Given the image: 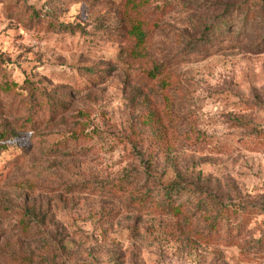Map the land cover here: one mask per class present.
Returning <instances> with one entry per match:
<instances>
[{
	"label": "rangeland",
	"instance_id": "1",
	"mask_svg": "<svg viewBox=\"0 0 264 264\" xmlns=\"http://www.w3.org/2000/svg\"><path fill=\"white\" fill-rule=\"evenodd\" d=\"M130 1L0 0V264H264L136 205L264 200V1Z\"/></svg>",
	"mask_w": 264,
	"mask_h": 264
},
{
	"label": "trees",
	"instance_id": "2",
	"mask_svg": "<svg viewBox=\"0 0 264 264\" xmlns=\"http://www.w3.org/2000/svg\"><path fill=\"white\" fill-rule=\"evenodd\" d=\"M130 3L132 4V8L145 7L142 5V0H131ZM242 13L244 14V21L253 20V16H250V11L244 10ZM229 21L230 19L223 21L221 23L222 26H228ZM130 35L135 36L141 44H144L147 39V33L140 23L133 25ZM8 137L0 134V141L7 140ZM196 193L198 191H195L193 187L182 185L178 181H175L166 186H162L158 191L147 192L141 199L142 201L137 202L136 205H150V208H153L156 214L173 215L186 219L189 217V206L187 202H178L184 196L191 198L190 201H193L194 207L198 210L197 213L203 223H205L206 228L205 231L199 232V239L208 244L222 242L221 239H226L228 245H234L246 227L257 216L264 215V200L259 201V203L225 204L217 202L214 199H209V197L200 198ZM257 242H261L258 247L261 250L259 253H262L264 251V239H260ZM246 255L249 254L247 253Z\"/></svg>",
	"mask_w": 264,
	"mask_h": 264
}]
</instances>
